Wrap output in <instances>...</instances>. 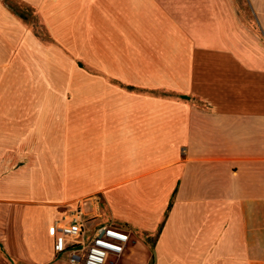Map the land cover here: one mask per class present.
Masks as SVG:
<instances>
[{
    "label": "crops",
    "instance_id": "obj_1",
    "mask_svg": "<svg viewBox=\"0 0 264 264\" xmlns=\"http://www.w3.org/2000/svg\"><path fill=\"white\" fill-rule=\"evenodd\" d=\"M16 1L49 41L0 0V264H70L77 210L130 233L106 264H264V0Z\"/></svg>",
    "mask_w": 264,
    "mask_h": 264
},
{
    "label": "built area",
    "instance_id": "obj_2",
    "mask_svg": "<svg viewBox=\"0 0 264 264\" xmlns=\"http://www.w3.org/2000/svg\"><path fill=\"white\" fill-rule=\"evenodd\" d=\"M81 210L69 220L56 226L55 253H68L70 264H106L110 256L123 254L130 241V233L113 224L97 227L91 235L85 225Z\"/></svg>",
    "mask_w": 264,
    "mask_h": 264
},
{
    "label": "rangeland",
    "instance_id": "obj_3",
    "mask_svg": "<svg viewBox=\"0 0 264 264\" xmlns=\"http://www.w3.org/2000/svg\"><path fill=\"white\" fill-rule=\"evenodd\" d=\"M5 1L10 7H12L14 12H16L20 16L22 21L33 31V33H35V35H37L40 39H42L45 42L49 41L48 33L45 30V27L40 17L36 13L35 9L29 6L20 5L16 0H5ZM134 90L149 91L139 87L134 88ZM64 254H67V252H65Z\"/></svg>",
    "mask_w": 264,
    "mask_h": 264
},
{
    "label": "trees",
    "instance_id": "obj_4",
    "mask_svg": "<svg viewBox=\"0 0 264 264\" xmlns=\"http://www.w3.org/2000/svg\"><path fill=\"white\" fill-rule=\"evenodd\" d=\"M79 66L82 67V68H84V66H83L81 63H79ZM85 69H86V68H85ZM179 97H180V98H183V99H187V97H185V96H183V95H180ZM147 242H148V244H150V241H149V240H148Z\"/></svg>",
    "mask_w": 264,
    "mask_h": 264
}]
</instances>
